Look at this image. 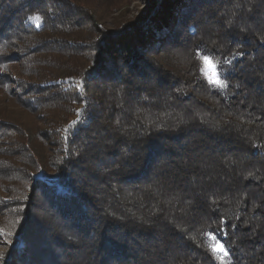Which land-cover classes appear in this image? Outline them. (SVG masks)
<instances>
[{
  "label": "trees",
  "instance_id": "16d2710c",
  "mask_svg": "<svg viewBox=\"0 0 264 264\" xmlns=\"http://www.w3.org/2000/svg\"><path fill=\"white\" fill-rule=\"evenodd\" d=\"M120 2L21 0L0 22V264H218L212 235L227 264H264V0L97 24Z\"/></svg>",
  "mask_w": 264,
  "mask_h": 264
},
{
  "label": "rangeland",
  "instance_id": "374dc122",
  "mask_svg": "<svg viewBox=\"0 0 264 264\" xmlns=\"http://www.w3.org/2000/svg\"><path fill=\"white\" fill-rule=\"evenodd\" d=\"M146 1L147 0H121L120 3H117L118 5L114 4L115 5L114 8L101 7L96 11L95 15H93L92 11L87 12V14H89L90 16L93 15L98 20L97 24H100L104 29H112L115 26L114 23H116L118 20H130V19L134 18L135 16L139 15L142 12V10L144 8H146ZM17 2L21 3V0L16 1V2L7 1V3L10 5V9H9L7 7L1 6V5L6 6V4L3 3L2 1H0V22L2 24H4L6 27H8V29H10L14 25V23H16V21H18L21 4L17 3ZM114 5H112V6H114ZM77 6L78 7L76 8V10H79L80 8H82V5L80 3H78ZM68 16H69L68 18H70L72 21L78 22L79 20H81L78 16V13L77 14H74V12L68 13ZM85 17H87V15H85ZM83 24L84 23H82V27L78 30V33H80L81 31H84ZM166 33L167 32H164V34H162V35H166ZM83 34L80 36H77V37L79 39H87L88 36H92V30H89V32L85 35H83ZM49 36H52V35H49ZM68 40H72V39L70 38ZM80 47H83V46L78 45L77 49H79ZM150 59H149V61H150ZM156 59L158 60V57H156ZM151 61H154V59ZM80 62L82 64H85V65L87 64V57L85 55H83V53H81ZM199 64H200V70L202 71L203 77L209 83L213 84L215 87H222L221 85H217V84H214L211 82L217 76L221 80H223V76L219 72L220 70H217L216 66L215 67L212 66L214 64V61H212L209 58V60L207 62H205L203 57H201L199 59ZM19 65H20V63L16 64V65H12L11 66L12 71L10 70L9 74H12V75L17 74ZM49 65H50V67L47 68V70H46V64H44L43 66L39 65L38 70L41 72L45 69L47 72H53L55 68L62 70V68L66 67V64L64 63V60L62 59V57L60 58V61H58V62L50 61ZM16 78L17 77L15 76V79ZM68 81L74 82V80H72V79L71 80H64L63 82H68ZM12 90H14V87H12ZM9 104L10 105L8 107L9 108L8 110L10 111L11 116H22L24 119H27L30 116V115H28L30 113L26 109V107H22L20 103H17L16 99L12 100V102ZM37 125L39 126L42 124L37 122ZM40 200H42V198H39V203H40ZM0 219H1V217H0ZM91 236H93V234ZM213 237H215V239ZM217 244H223V242L218 237L212 235L209 239V245L215 254V258H216L218 264H227L228 255L225 256L224 252L214 251V247ZM225 249H226V247H225ZM6 250H7L6 243L0 241V257L3 255L4 252H6Z\"/></svg>",
  "mask_w": 264,
  "mask_h": 264
},
{
  "label": "snow or ice",
  "instance_id": "6c2138e0",
  "mask_svg": "<svg viewBox=\"0 0 264 264\" xmlns=\"http://www.w3.org/2000/svg\"><path fill=\"white\" fill-rule=\"evenodd\" d=\"M203 59L205 60V62H207L209 60L208 57H203ZM212 66L215 67L214 64ZM211 82L214 83V84H217V85L224 86V81L221 80L218 76L215 79H213ZM213 238L215 239V237H213ZM214 251L224 252L225 256H227L229 254L228 251H225V248H224L223 244H217L214 247Z\"/></svg>",
  "mask_w": 264,
  "mask_h": 264
},
{
  "label": "built area",
  "instance_id": "2783aa9c",
  "mask_svg": "<svg viewBox=\"0 0 264 264\" xmlns=\"http://www.w3.org/2000/svg\"><path fill=\"white\" fill-rule=\"evenodd\" d=\"M224 248H225V246H224ZM225 251H226V249H225Z\"/></svg>",
  "mask_w": 264,
  "mask_h": 264
}]
</instances>
